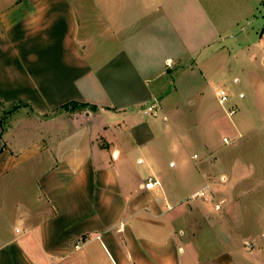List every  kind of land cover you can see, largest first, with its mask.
<instances>
[{"label": "crops", "instance_id": "1", "mask_svg": "<svg viewBox=\"0 0 264 264\" xmlns=\"http://www.w3.org/2000/svg\"><path fill=\"white\" fill-rule=\"evenodd\" d=\"M223 10L0 0V264H264V25Z\"/></svg>", "mask_w": 264, "mask_h": 264}, {"label": "rangeland", "instance_id": "2", "mask_svg": "<svg viewBox=\"0 0 264 264\" xmlns=\"http://www.w3.org/2000/svg\"><path fill=\"white\" fill-rule=\"evenodd\" d=\"M207 1H218L220 4L223 5L224 7V13L227 14V13H232L233 15L234 14H237L239 12H243V11H248L250 9H254V12L257 16V19H258V23L261 24V27H263L264 25V0H207ZM249 29V26H246V30ZM13 107V106H10V108ZM78 107V106H77ZM3 114H4V117L6 116L7 114V111H3ZM2 114V115H3ZM0 116V118H4L3 116ZM175 156L178 154V151L175 150ZM179 155H182V152L179 153ZM186 155V153H185ZM188 160V158H187ZM189 161V160H188ZM186 162V161H185ZM206 194L208 195L207 198H209L208 200L209 201H200V200H205V199H201V198H195V199H200L198 202H193L190 198L189 201H187V206H185L183 209L181 208V212H180V216H183L184 213H183V210L185 211V217L187 218V223L189 222H193L194 223V226H193V231H190V227L188 226V224L186 225V228H187V233L188 234H191V236H195L197 237L198 236V228L200 229H204L205 230V222H201V219H200V213H201V210L204 211L205 209V206L206 208H211L212 206V198H213V195L212 193H207ZM206 198V199H207ZM193 199V200H195ZM182 219V218H181ZM201 223V224H200ZM200 224V225H199ZM238 236V240H244L245 242L243 243L244 244V247H248L249 245V248L252 246L251 243L247 244V240H248V236L249 234L247 233H239L237 234ZM225 237V236H224ZM254 247V246H253Z\"/></svg>", "mask_w": 264, "mask_h": 264}, {"label": "built area", "instance_id": "3", "mask_svg": "<svg viewBox=\"0 0 264 264\" xmlns=\"http://www.w3.org/2000/svg\"><path fill=\"white\" fill-rule=\"evenodd\" d=\"M216 95L218 97V103L223 106H225V104L227 103L228 101V92L225 88H222V87H219L217 88L216 90ZM156 109H157V106L155 103H152L151 105L147 106L144 110V112H148V113H153L155 114L156 112ZM225 112L228 116H233L236 112H237V107H234V106H227L225 108ZM223 142H227V138H223ZM194 157H196V155H194ZM155 185H158V181L156 179H154L152 176H148L144 182V187L145 188H152L154 187ZM208 195H206L205 191H198V192H195L191 198L192 199H195V198H207ZM215 208L216 209H219L220 208V203L216 204L215 205ZM16 232L19 231L18 228L15 229Z\"/></svg>", "mask_w": 264, "mask_h": 264}]
</instances>
